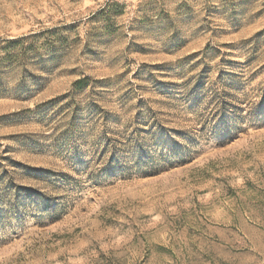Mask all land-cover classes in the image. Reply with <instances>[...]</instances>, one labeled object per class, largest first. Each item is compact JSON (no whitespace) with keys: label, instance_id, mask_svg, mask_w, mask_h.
<instances>
[{"label":"rangeland","instance_id":"374dc122","mask_svg":"<svg viewBox=\"0 0 264 264\" xmlns=\"http://www.w3.org/2000/svg\"><path fill=\"white\" fill-rule=\"evenodd\" d=\"M0 264H264V0H0Z\"/></svg>","mask_w":264,"mask_h":264}]
</instances>
